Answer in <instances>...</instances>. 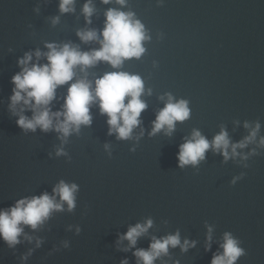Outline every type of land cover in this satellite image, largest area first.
Returning a JSON list of instances; mask_svg holds the SVG:
<instances>
[{
    "label": "water",
    "instance_id": "water-1",
    "mask_svg": "<svg viewBox=\"0 0 264 264\" xmlns=\"http://www.w3.org/2000/svg\"><path fill=\"white\" fill-rule=\"evenodd\" d=\"M88 2L74 0V11L61 13V0H0V209L52 195L61 181L78 186L73 211L65 203L38 229L25 227L14 249L0 239V264H137L135 251L147 250L152 237L177 232L182 243L195 241L196 247H170L155 264H211L223 252L225 233L245 250L237 264H264V0H91L90 24L83 13ZM109 9L134 14L148 36L139 59L119 68L100 61L87 69L93 87L112 72L142 79L147 108L131 137L109 134V118L98 103L90 107L91 125H81L66 141L54 130L19 128L9 107L19 60L48 52L47 44L99 50V41L85 43L77 33L95 30L102 40ZM76 74L85 77L79 67ZM69 86L58 88L53 112L62 110ZM169 96L186 101L190 116L170 135L167 128L153 134ZM257 124L255 140L237 149L238 156L225 160L210 147L197 165L178 167L179 148L195 131L210 144L227 132L238 144ZM61 148L66 155L57 156ZM148 219V234L124 251L128 241L118 243L120 237Z\"/></svg>",
    "mask_w": 264,
    "mask_h": 264
},
{
    "label": "clouds",
    "instance_id": "clouds-1",
    "mask_svg": "<svg viewBox=\"0 0 264 264\" xmlns=\"http://www.w3.org/2000/svg\"><path fill=\"white\" fill-rule=\"evenodd\" d=\"M103 2L107 4L111 0H103ZM116 2L123 5L125 0H116ZM73 5L74 0H61V13L73 12ZM94 12V6L89 0L83 8L89 24ZM105 15L106 23L102 32V40L95 30L77 33L85 43L99 41L101 44L99 50L82 52L79 47L71 44L63 46L47 44L48 52L42 53L37 50L34 54L27 53L19 60L18 63L22 70L12 77L15 87L9 106L13 115L19 117L16 121L19 128L25 132H35L38 128L45 133L54 130L61 133V139L66 141L74 131L79 132L81 125H91L90 107L98 103L101 113L109 118V134L115 133L118 139L125 140L131 137L133 130L140 124L142 112L147 108L146 103L141 99L144 92L142 79L125 72H112L95 80L93 87V83L87 79V69L100 61L109 63L113 68H119L124 60L139 59L145 52L142 42L148 39V36L143 24L134 19L132 13L109 9ZM55 22H58V18ZM33 56L36 59L35 63H33ZM41 59H46L47 63L41 64ZM77 67L85 73L84 78H76ZM66 85L70 86L64 98L63 108L61 111L53 112L51 105L57 98V90ZM28 111L33 114L31 118L24 114ZM189 116L190 110L187 102L183 100L173 102L172 97L169 96L168 103L159 112L154 122L153 134L167 128L170 135L175 129L176 122H183ZM245 127L248 125L246 124ZM259 128L260 125L257 124L251 135L238 144L230 142L227 132L217 135L210 144L199 131H195L192 138L179 148L178 167L197 165L206 158L205 153L210 147L215 152L222 153L225 160L234 158L239 155L237 149H244L255 140ZM260 145L264 147V139L260 140ZM56 154L57 156L66 155L62 148L58 149ZM243 158L247 159L246 156ZM77 191L76 184L70 185L61 181L54 187L52 195L45 192L40 196L20 199L10 208L0 209V239H3L9 248L14 249L21 242L19 238L24 235L25 227L38 229L50 218L53 211H63L65 203L68 211H73L76 207L75 194ZM152 227L151 219L143 224L138 223L131 226L127 233L120 237L118 243L128 241V247L123 249L124 251L136 248L138 240L146 236ZM79 232L80 229L77 228V233ZM212 232L213 229L209 227L208 250L211 248ZM25 239L31 242L30 237L25 236ZM223 241L220 245L223 252L214 255L211 264H237L238 259L246 254L245 250L239 246L240 242L230 233L224 234ZM41 243L38 240L37 247H40ZM65 247L68 245L65 244ZM170 247H180L182 252H187L190 248L196 247V242L184 240L182 243L179 232L161 239L152 237L147 250L137 249L135 251L137 264H155L162 254H168ZM27 258V256L23 257L25 261ZM121 264H129V262L123 260Z\"/></svg>",
    "mask_w": 264,
    "mask_h": 264
}]
</instances>
